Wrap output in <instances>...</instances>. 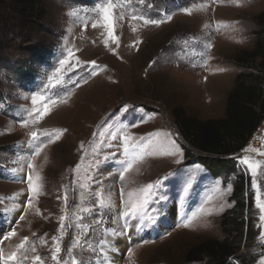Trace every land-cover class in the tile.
Here are the masks:
<instances>
[{
    "label": "rangeland",
    "instance_id": "374dc122",
    "mask_svg": "<svg viewBox=\"0 0 264 264\" xmlns=\"http://www.w3.org/2000/svg\"><path fill=\"white\" fill-rule=\"evenodd\" d=\"M106 2L44 0L43 20L32 28L16 25L9 11L0 17V251L7 256L28 237L9 264H41L35 256L56 264L51 257L57 244L68 264L72 257L80 264H184L192 247L221 238L220 216L232 209L234 179L243 175L245 197L253 200L243 219L251 224L253 242L238 254L255 256L258 264L264 256V213L256 207L257 190L264 202V122L233 157L232 170L214 178L196 152L184 157L190 148L171 111L181 107L201 121L223 117L242 71L234 57L253 48L264 0H112L115 40L98 11ZM139 17L161 22L145 25ZM42 50L45 59L33 61L32 53ZM25 70L31 78L22 77ZM33 96L43 100L33 105ZM46 103L51 110L38 119L34 110ZM31 132L40 139L32 141ZM124 137H130L127 152ZM244 158L258 164L257 188ZM128 163L132 167L121 179ZM29 175L40 186L31 206ZM149 183L157 185L148 209L158 211L156 222L137 218L125 226L119 214ZM101 190L108 205L103 208ZM188 217L194 219L186 228ZM13 229L16 234L3 239ZM114 245L123 246L115 263Z\"/></svg>",
    "mask_w": 264,
    "mask_h": 264
},
{
    "label": "trees",
    "instance_id": "16d2710c",
    "mask_svg": "<svg viewBox=\"0 0 264 264\" xmlns=\"http://www.w3.org/2000/svg\"><path fill=\"white\" fill-rule=\"evenodd\" d=\"M44 0H0V17L6 11L12 14L15 24L35 27L43 20ZM89 1V0H83ZM167 1V0H165ZM260 29L251 50L239 52L234 63L242 69L226 97L223 117L201 121L188 116L181 107L171 111L173 123L181 139L188 145L184 157L192 158L196 152L197 162L207 168L214 178L232 170L233 157L242 151L262 122H264V8L255 17ZM44 50L33 52L31 59L40 62L47 56ZM246 69V70H245ZM30 71L22 77L31 78ZM248 180L243 175L234 179L230 200L233 207L219 219L221 238L207 240L192 247L184 258V264H254L255 256L238 254L253 242L252 227L243 219L244 211L253 206L247 193Z\"/></svg>",
    "mask_w": 264,
    "mask_h": 264
},
{
    "label": "snow or ice",
    "instance_id": "6c2138e0",
    "mask_svg": "<svg viewBox=\"0 0 264 264\" xmlns=\"http://www.w3.org/2000/svg\"><path fill=\"white\" fill-rule=\"evenodd\" d=\"M116 7V5L112 2V0H107L106 3L102 4V6L100 7L99 11V15L101 17V19L103 20L104 23V27L107 28L108 30V34L110 37H112V39H116V37L113 35L114 33V21H115V17L113 16V9ZM183 11L185 12V14H191L190 10L188 8L183 9ZM133 19H137V17L133 16ZM139 19H143V22L145 25L147 24H153V25H158L161 21H157V20H150L148 18L145 17H139ZM170 19V17H169ZM92 27L95 28L97 27L96 23L92 24ZM135 30V29H133ZM207 47H211V45H207ZM69 56H72L73 53L69 52L68 53ZM61 65H64L65 63H67L66 60H61L60 61ZM92 64H95V62L93 61ZM60 69H57V72H59ZM38 100H43V97H37V96H33L32 97V103L33 105L37 104ZM52 104H55L56 101H51ZM50 106L46 103L43 106V110L39 111V110H34V111H38V119H42L43 116H45L49 111H50ZM31 115V114H30ZM22 126L26 127L28 124L27 120H24L21 122ZM31 140L32 141H36L38 139H40V137L38 136V134L36 132H31L29 133ZM43 135L47 136L49 138V142L51 141V134L49 133H44ZM130 139V137H124V141H125V152L128 151V144L127 141ZM173 143H175V141H173ZM43 147V142H41V145L38 146L35 149L34 155H39L40 151L42 150ZM81 147H83V145H81ZM132 147H135V145H133ZM109 157H106L105 159L107 160ZM141 159L143 158L142 156L140 157ZM123 163V162H122ZM241 163L243 164H247L248 168L251 170L252 172V176H253V180H252V187L253 188H257V181L255 179L256 177V168L258 167V164H253L250 163L249 160L247 158H244ZM28 167L31 169L33 168V165L31 163H29ZM132 164L128 163L126 167L123 168V170L121 171L120 175H121V179H123L124 176V172H127L129 169H131ZM79 168V165L77 166V169ZM37 180L39 179V177L36 178ZM39 184L35 183L33 181V177L31 175H29L28 177V191L29 193H31V195H29L28 200H27V205L31 206L33 203V199L32 197L36 194H38V189H39ZM157 187V185L149 183L146 186H144L140 191L142 193L140 199H138L136 202H133L131 204L130 207H125V210H123L119 215L121 217L124 218L125 220V226H127L128 221L130 219L135 220L137 218H145L147 220V222H150L152 224H154L156 222V217L158 216V211L156 213H151L148 211L151 200V197H154L156 195V193L154 192V189ZM103 191L101 190V192L97 193V199L99 202V207L103 208L106 207L108 205L105 204L104 198H103ZM131 195V194H130ZM162 199V197H160ZM65 201H67V194H65L64 197ZM123 202V199L121 201ZM256 207L260 209L261 213H264V202L261 201L260 199V193L259 190H257V198H256ZM83 211L88 212L90 211V209H83ZM20 219L23 220L24 216L21 215ZM194 219V217H188L187 220L185 221V223L183 224L184 227H190L192 220ZM260 219L262 221H264V215H261ZM65 220V216H61L60 217V221H61V231H63V221ZM99 223V221L97 222ZM78 227H81V225H78ZM85 228H87V226H82ZM16 234L15 230L13 229L12 231L7 232L6 234H3V239H8L12 236H14ZM113 235H118V233L113 232ZM53 239L55 240L56 238L53 237ZM259 239L264 242V230L261 231L260 233V237ZM28 242V237H25L21 243L19 245H17V251L12 252L11 254L5 256L3 254L2 251H0V264H9V262H16L18 259V252L19 250L23 249L25 244ZM109 241H102V244H108ZM79 244V239L77 238V242L76 244H74L72 247H70L68 249L69 253L72 252L73 247L78 246ZM113 251H115L116 249H112ZM33 252H35V248L32 249ZM61 249L59 244L56 245L55 251L52 253V260L56 262V264H68L67 261H61L59 258V253H60ZM129 255H132V250L129 249ZM24 259H27V257H24ZM33 261H40L41 264H43L41 257L39 256H35L33 257ZM71 264H80V262H78L76 260L75 257H72L71 259ZM103 264H111V261H105L103 262ZM258 264H264V256L261 257L260 261L258 262Z\"/></svg>",
    "mask_w": 264,
    "mask_h": 264
},
{
    "label": "bare ground",
    "instance_id": "6f19581e",
    "mask_svg": "<svg viewBox=\"0 0 264 264\" xmlns=\"http://www.w3.org/2000/svg\"><path fill=\"white\" fill-rule=\"evenodd\" d=\"M110 242V239L108 240ZM124 242V241H123ZM115 246V245H114ZM125 246V242L124 245ZM122 246V248H123ZM120 246H115L114 249H116L115 251L111 250L110 251V258H112V261L115 263L120 255V250L122 249Z\"/></svg>",
    "mask_w": 264,
    "mask_h": 264
}]
</instances>
